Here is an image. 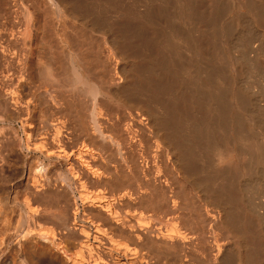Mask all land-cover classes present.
I'll list each match as a JSON object with an SVG mask.
<instances>
[{"label":"bare ground","instance_id":"bare-ground-1","mask_svg":"<svg viewBox=\"0 0 264 264\" xmlns=\"http://www.w3.org/2000/svg\"><path fill=\"white\" fill-rule=\"evenodd\" d=\"M2 116L0 264H264V0H0Z\"/></svg>","mask_w":264,"mask_h":264},{"label":"rangeland","instance_id":"rangeland-1","mask_svg":"<svg viewBox=\"0 0 264 264\" xmlns=\"http://www.w3.org/2000/svg\"><path fill=\"white\" fill-rule=\"evenodd\" d=\"M24 92H26V89H25V91ZM36 107H37V109H36ZM35 107V109H34V113H33V118L36 120H34L32 117V120L34 121V122H37V121H39L40 122V120L39 119H41V117H40V115L42 114L41 113V111H39L38 109H40V107L39 106H36ZM39 107V108H38ZM22 108V107H21ZM37 110L39 111V115H37L38 113H37ZM18 112H20L19 110L16 112L17 113V115L19 114L20 115V113H18ZM14 113H15V110H14ZM37 113V114H36ZM16 115V114H15ZM16 115V116H17ZM35 115V116H34ZM3 117V116H2ZM0 117V122H1V124H0V127L2 128V131L3 130H5L4 132H3V134L4 133H6V131H9V130H11V131H9V133L7 134H4V135H6V137L7 138H9V139H15L16 138V135H15V137L13 138V134H12V132H14V131H17L16 132V134H17V138H16V140L18 139V141L20 142V144L21 143H23L22 145H20V146H18V147H20V148H15L16 150H14L11 154H10V156L11 157H9L10 158V161H11V164H10V167L12 168V171L10 172L11 173V175L13 176H11L12 178H11V182H10V186H9V188L8 189H6V192L4 191V193H3V191H0V194H1V196H0V213L2 214V213H10L12 210H13V207L15 206V204H16V201H18V200H22L23 199V196H24V190H25V187H26V183H28L29 181V176H31L30 175V171H32V168H34L35 166H37V165H39L40 163V161H39V159H37L38 158V154L37 153H35L34 154V152L30 149V151L24 146L25 144H24V141H25V143H26V132H29L31 129H30V126L29 125H20L19 126V124H24V123H22V117L21 116H18V119H16V118H14V119H12V120H8L7 118H5V117ZM36 117H38V118H36ZM6 120H5V119ZM21 118V119H20ZM31 118L29 119V123H30V125H31V123H32V125H31V128H34V126H36V124H38L39 122H37V123H34L32 120H31ZM1 119H3V121L1 120ZM7 120H8V122H7ZM10 121V122H9ZM13 121V122H12ZM17 121V122H16ZM4 122V123H3ZM15 122V123H14ZM11 123V124H10ZM8 124H10V125H8ZM13 124V125H12ZM5 127V129H4V127ZM6 126H7V128H6ZM13 127V128H15V129H13V128H11V129H9L8 127ZM22 126H24V127H22ZM37 126H39V127H37ZM34 129H32L31 131H33L32 133H30L31 134V137L33 138H31V140L32 141H35L37 138V136H38V134L41 132V129H39V128H41L40 126V123L37 125ZM29 128V129H28ZM36 128H37V130H36ZM12 129H13V131H12ZM38 129H39V131H38ZM22 130H23V132H22ZM28 130V131H27ZM35 130H36V135H35ZM26 131V132H25ZM30 131V132H31ZM11 132V133H10ZM15 133V132H14ZM23 133V134H22ZM11 134V135H10ZM25 135V136H24ZM34 136V137H33ZM19 137H20V139L21 140H19ZM69 137V136H68ZM68 137H64V138H66L65 140H66V142H67V144H68V148H67V144L66 143H64V141L65 140H63V142L61 143V146H62V149H66L65 151H70V149H73V148H75V146H76V144H75V146L72 144V143H75L74 142V140H76L75 138H74V136L72 137V136H70L69 138ZM63 138V139H64ZM67 138H68V140L70 139V138H72V139H70V140H73V141H68L67 140ZM35 139V140H34ZM24 140V141H23ZM38 140V139H37ZM73 146H72V145ZM64 145V146H63ZM65 145H66V147H65ZM69 145H71V147H73V148H71ZM70 147V148H69ZM69 149V150H68ZM32 154V155H31ZM27 155V156H26ZM29 155V156H28ZM37 155V156H36ZM23 156H24V158H23ZM31 156H33V157H31ZM17 157V158H16ZM36 157V159H37V161L36 160H33V158H35ZM21 160V161H20ZM23 160V161H22ZM60 160L61 159H59V161L58 160H56L55 161V163H53L54 164V166H52V169H53V171L52 170H50V169H48V171H50L48 174L49 175H51V176H53V175H55V174H58V172H60L61 173V167L63 168V166L65 165V167H67L66 166V163H64V161L62 160L61 162H60ZM13 161V162H12ZM33 161H35V163L33 162ZM36 164L35 166H34V164ZM29 164H31V165H33L32 166V168H31V166L29 165ZM52 164V165H53ZM61 164V165H60ZM62 164H63V166H62ZM14 165V166H13ZM60 165V166H59ZM50 167V166H49ZM57 167V168H56ZM60 169H59V168ZM11 168L9 169V170H11ZM31 168V169H30ZM54 169H58V170H54ZM65 169V168H64ZM58 171V172H57ZM64 170H62V172H63ZM47 172V171H46ZM13 179V180H12ZM78 204H79V208L81 207V203H80V201H78ZM81 204V205H80ZM82 208V209H81ZM80 209H79V213H78V218L77 219H79V215L80 214H82V212L81 211H83V206L81 207ZM14 214H16V211H15V213ZM1 225H3V223H1ZM0 225V226H1Z\"/></svg>","mask_w":264,"mask_h":264}]
</instances>
